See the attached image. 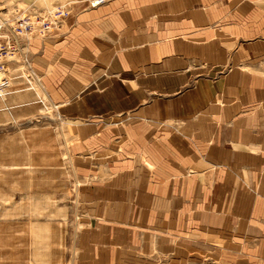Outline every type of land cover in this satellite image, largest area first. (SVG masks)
<instances>
[{"label": "rangeland", "instance_id": "rangeland-1", "mask_svg": "<svg viewBox=\"0 0 264 264\" xmlns=\"http://www.w3.org/2000/svg\"><path fill=\"white\" fill-rule=\"evenodd\" d=\"M128 1L0 0V264H167L174 257L170 264L210 262V253L189 246L195 242L190 230L205 204L193 197L209 190L193 185L197 175L188 176L191 169L184 175L182 169L163 170L164 156L153 147L171 141L160 137L164 132L178 139L173 127L151 118L160 119L164 104H171L168 111L176 115L177 97L150 103L149 111L143 107L107 119H67L52 96L55 79L45 66L34 65L35 38L49 42L48 49L69 45L72 30L65 19L73 7L97 9ZM148 3L154 32L166 35L168 28L171 36L165 41L186 45L192 57L194 46L215 41L222 47L225 33L226 43L235 42L233 65L222 64L221 72L208 74L213 67L203 53L201 79L193 77L189 86L201 80L237 103L245 90L253 92L247 77H257L259 64L264 66L256 58L264 43V33L258 35L264 24L256 23L257 0ZM247 31L254 37H245ZM209 54L220 55L218 50ZM131 179L138 186H131ZM178 253L187 260H177Z\"/></svg>", "mask_w": 264, "mask_h": 264}, {"label": "crops", "instance_id": "crops-1", "mask_svg": "<svg viewBox=\"0 0 264 264\" xmlns=\"http://www.w3.org/2000/svg\"><path fill=\"white\" fill-rule=\"evenodd\" d=\"M140 1L129 0L128 5L108 3L97 9L86 4L73 7L65 19L72 30L69 45L52 44L53 49H48L49 42L37 43L35 38L34 65L36 69L37 63L40 68L45 66L50 79H55L52 96L67 119H107L143 107L149 111L150 103L177 97L181 106L176 115L168 111L171 104H164L160 119L154 115L151 118L173 127L178 139H172L173 134L167 130L169 133L160 137L171 141L153 147L164 156L163 170L182 169L180 174L184 175L185 169H191L188 176L197 175L193 185L209 190L208 195L195 193L193 197L194 202L205 204L190 230L195 242L189 246L210 253L208 264H264V66L259 64L257 77H247L254 90L248 88L242 93L241 104L219 95L201 80L189 86L193 77L200 78L202 65L198 62H202L203 53L209 56L204 62L213 67L208 74L221 72L222 64L233 65L235 59L230 57L235 42L226 43L225 33L220 41L229 53L213 41L199 49L194 46L192 57L186 45L184 48L177 41H165L171 36L168 28L166 35L154 32V14L148 15L151 6L148 0ZM257 4L256 23L263 25L264 0H257ZM246 22L249 24L250 19ZM248 32L245 37H254ZM263 33L259 29L258 35ZM261 45L256 58L264 62V43ZM172 49L178 51L170 52ZM212 50L220 55L212 57ZM146 161L151 160L146 157ZM128 167L132 169L133 165ZM138 183L136 179L130 181L131 186ZM182 259L187 260L178 253L177 260ZM193 264L202 263L194 260Z\"/></svg>", "mask_w": 264, "mask_h": 264}, {"label": "bare ground", "instance_id": "bare-ground-1", "mask_svg": "<svg viewBox=\"0 0 264 264\" xmlns=\"http://www.w3.org/2000/svg\"><path fill=\"white\" fill-rule=\"evenodd\" d=\"M99 3H100L99 1H96V4H99ZM93 4H95V2ZM0 28H1V22H0Z\"/></svg>", "mask_w": 264, "mask_h": 264}, {"label": "built area", "instance_id": "built-area-1", "mask_svg": "<svg viewBox=\"0 0 264 264\" xmlns=\"http://www.w3.org/2000/svg\"><path fill=\"white\" fill-rule=\"evenodd\" d=\"M61 16H63V15H61ZM48 28H49V26H48ZM18 31H20V29H19ZM21 32H22V31H21Z\"/></svg>", "mask_w": 264, "mask_h": 264}]
</instances>
